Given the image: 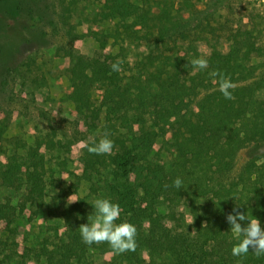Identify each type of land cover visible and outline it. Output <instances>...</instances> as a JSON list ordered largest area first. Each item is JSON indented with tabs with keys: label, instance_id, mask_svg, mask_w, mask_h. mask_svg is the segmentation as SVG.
I'll return each mask as SVG.
<instances>
[{
	"label": "trees",
	"instance_id": "trees-1",
	"mask_svg": "<svg viewBox=\"0 0 264 264\" xmlns=\"http://www.w3.org/2000/svg\"><path fill=\"white\" fill-rule=\"evenodd\" d=\"M79 1L67 5L74 10ZM181 2L184 16L178 12L181 6L172 13L165 5L151 15L149 0H101L97 16L118 18L123 31L117 30L116 37L138 39L140 54L133 59L123 48L113 54L101 44L88 57L56 44L68 61L66 97L73 102L77 130L60 138L48 132L28 145L5 136L10 105L19 92L34 102V92L46 83L32 56L54 43L49 39L59 20L47 10V0H0V186H23L21 205H32L46 194L41 145L66 150L105 131L114 141L111 155L89 153L82 145L77 156L82 167L73 175L89 181V192L80 197L75 185L68 192L80 200L59 198L48 210L63 223L61 234L44 236L38 247L43 264H85L96 252L107 255L102 264H264V256L251 250L232 255L236 240L226 220L237 208L264 227V76L258 71L263 65L249 61L256 54L264 62V40L253 37L251 29H231L222 50L212 26L216 0L199 7ZM69 35L72 40L74 34ZM201 55L208 68L197 71L191 60ZM117 60L123 61L121 71L110 67ZM213 70L230 77L234 99L219 91ZM158 139L170 142L168 164ZM176 178L183 181L180 189L174 187ZM92 195L119 203L121 220L137 228L135 251L114 254L107 243L83 242L79 226L86 223L85 198ZM15 212L11 203H0V222L8 235H15ZM13 245L21 248L16 240ZM30 249L19 251L26 255Z\"/></svg>",
	"mask_w": 264,
	"mask_h": 264
},
{
	"label": "rangeland",
	"instance_id": "rangeland-1",
	"mask_svg": "<svg viewBox=\"0 0 264 264\" xmlns=\"http://www.w3.org/2000/svg\"><path fill=\"white\" fill-rule=\"evenodd\" d=\"M67 1L47 0V10L51 13L54 12L52 17L59 20L57 30L52 33L53 35L49 39L54 43L39 48L32 56L34 64L38 67L37 71L45 75L46 83L34 92V102L28 101L25 93L19 92L16 101L10 105L13 109H11V121L5 131V136H17L26 141L28 145L33 144L36 138H40L48 132L56 134L55 138H60L63 133L69 136L72 131L77 130V128L73 130L72 110L74 105L66 97L69 87V80L65 73L68 61L63 57V51L66 48L92 57L103 44L105 50H109L113 54L123 48L124 52L135 59V53L140 54L143 47L138 39H134L132 42H124L116 37L117 30L118 32L123 31L118 18L101 20L97 16L98 9L102 5L101 0H80L76 3L77 7L74 10L67 5ZM133 1L140 3L142 0ZM189 1L194 2L199 7L206 1L210 4L214 0ZM216 2L212 5V14L216 20L212 26L216 29L214 39L217 38L215 44L218 45V48L222 50L227 48L225 36L229 34L231 29L240 31L251 29L253 30V37L257 36L264 40V2L258 0H216ZM165 5L169 7L168 10L172 13L180 6L181 10L178 12L181 13V16L187 13L183 10L184 6H182L181 0H149L150 14H159ZM178 12L176 13L178 14ZM63 16L65 17L64 20ZM82 17L88 21H83ZM95 17L96 20H94ZM47 28L50 29V27ZM67 29L69 30L68 33L65 32ZM70 33L74 34L72 35L73 41L70 38ZM205 34L210 35L208 32ZM56 44L64 46L65 49L59 50ZM262 60L263 57L256 54L249 59L252 64L260 63L263 65L258 71L262 72L264 76V62ZM90 96L96 100L97 91L92 88ZM165 142L163 143V139H158L160 148L162 146L161 149L165 151L162 153V158L168 164L171 158V148L167 139ZM82 145L83 141H78L66 150L62 148L61 151L47 149L41 145L39 152L44 155L46 194L39 202L32 205L25 204L22 207L23 186H0V203H11L16 209L15 219L11 225L15 230V235H8L2 229L0 222V264H43L38 261V247L44 236L52 237L57 231L58 234H61L63 223L61 217L50 215L48 210L56 204L59 198L67 202L72 197L68 190H73L75 185L76 190L73 192H76L80 197H86L89 192V181L84 178L76 180L73 175L80 173L82 167L81 163L77 161ZM10 148V146L6 147V150ZM19 150L23 152L21 149ZM6 154H8L7 151ZM96 198H101V196L92 195L85 198L84 207L87 211L84 221L86 223L88 222V215L94 213L92 204ZM15 240L21 246L19 250L25 246V248H31L30 251L26 255H22L13 245ZM90 258L85 264H102L107 255L96 252Z\"/></svg>",
	"mask_w": 264,
	"mask_h": 264
},
{
	"label": "clouds",
	"instance_id": "clouds-1",
	"mask_svg": "<svg viewBox=\"0 0 264 264\" xmlns=\"http://www.w3.org/2000/svg\"><path fill=\"white\" fill-rule=\"evenodd\" d=\"M122 63V60H117L110 67L113 71H121ZM191 64L197 71L208 68V60L204 55L192 59ZM210 76L216 79L219 91L226 99H234L231 91L234 88V84L230 77L218 70H213ZM113 147L114 141L110 138V133L107 131L99 139L96 136H90L83 142V148L95 155H111ZM182 185L183 181L180 178L174 180V187L177 189L182 188ZM78 200L80 198L68 199V203H74ZM92 206L94 213L88 215L87 223L79 226L83 242L87 245L107 243L114 254L135 251L137 247V228L128 220H121L122 209L119 203L114 202L110 198L101 197L96 198ZM226 220L231 226L230 230L236 240L231 249L233 256H246L250 250L256 257L264 256V227H261L259 219L255 217L249 218L244 212L233 208L232 212L227 214ZM245 220H247V223L242 226L240 221ZM117 221L120 222L117 223Z\"/></svg>",
	"mask_w": 264,
	"mask_h": 264
},
{
	"label": "built area",
	"instance_id": "built-area-1",
	"mask_svg": "<svg viewBox=\"0 0 264 264\" xmlns=\"http://www.w3.org/2000/svg\"><path fill=\"white\" fill-rule=\"evenodd\" d=\"M258 1L264 2L263 0H258Z\"/></svg>",
	"mask_w": 264,
	"mask_h": 264
}]
</instances>
